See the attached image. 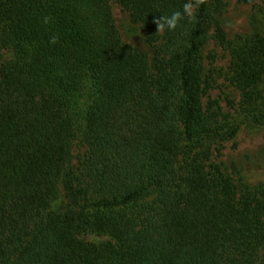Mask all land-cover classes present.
Segmentation results:
<instances>
[{"label":"trees","instance_id":"trees-1","mask_svg":"<svg viewBox=\"0 0 264 264\" xmlns=\"http://www.w3.org/2000/svg\"><path fill=\"white\" fill-rule=\"evenodd\" d=\"M117 1L157 43L154 64L122 40L111 0H0V264H264V188L239 189L214 160L238 127L222 131L204 100L227 0H204L160 42L154 17L189 0ZM233 64L256 103L261 28ZM62 185L70 201L51 210Z\"/></svg>","mask_w":264,"mask_h":264},{"label":"rangeland","instance_id":"rangeland-1","mask_svg":"<svg viewBox=\"0 0 264 264\" xmlns=\"http://www.w3.org/2000/svg\"><path fill=\"white\" fill-rule=\"evenodd\" d=\"M113 16L122 40L142 52L147 53L151 64L155 62L157 43H150L141 24L135 22L130 12L117 0H111ZM227 31V41L219 43L209 41L204 54V75L206 80L205 103L217 112L222 131L235 126L238 132L220 141L213 158L234 178L239 189L264 188V122L255 119L252 110L260 103L264 86L256 89L258 100L248 102L242 88L235 79L234 52L238 47L246 44L255 34L256 28L264 31V2L262 0H227V7L223 16ZM162 32L159 31V41ZM7 55L12 56V47L5 49ZM257 98L254 95L252 101ZM87 146L81 139L73 146L74 166L82 160ZM70 199L64 186L60 195L54 200L50 208L58 210L65 207ZM83 237L93 244L113 241L108 235L86 232ZM261 255L256 254L248 264H260Z\"/></svg>","mask_w":264,"mask_h":264},{"label":"clouds","instance_id":"clouds-1","mask_svg":"<svg viewBox=\"0 0 264 264\" xmlns=\"http://www.w3.org/2000/svg\"><path fill=\"white\" fill-rule=\"evenodd\" d=\"M204 0H195V5L189 0V2H186L183 5V13L180 11L173 12L170 16H161V17H154V23L157 25V31H163L165 26L169 30H174L179 21L183 19L184 15H187L189 18L195 19L194 16V7H198L199 4L203 3ZM49 20L48 17L44 18V22L47 23ZM58 37L52 36L50 38V43H55L57 41Z\"/></svg>","mask_w":264,"mask_h":264}]
</instances>
